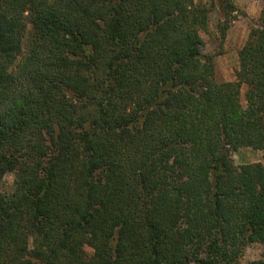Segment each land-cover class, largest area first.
Returning a JSON list of instances; mask_svg holds the SVG:
<instances>
[{"label": "trees", "instance_id": "16d2710c", "mask_svg": "<svg viewBox=\"0 0 264 264\" xmlns=\"http://www.w3.org/2000/svg\"><path fill=\"white\" fill-rule=\"evenodd\" d=\"M209 14L0 0V264H240L264 244V166L232 159H264V6L235 81L203 54Z\"/></svg>", "mask_w": 264, "mask_h": 264}, {"label": "rangeland", "instance_id": "374dc122", "mask_svg": "<svg viewBox=\"0 0 264 264\" xmlns=\"http://www.w3.org/2000/svg\"><path fill=\"white\" fill-rule=\"evenodd\" d=\"M235 11L227 15L222 9L219 0H201L210 10L209 22L206 31H201L203 41V54L214 56L215 80L217 82L235 81V72L238 69V51L249 39L250 29L257 27L264 6V0H230ZM227 25L225 37H221L220 28ZM30 27H27L24 36L23 53L26 47ZM22 57V56H21ZM21 59V58H20ZM19 59V60H20ZM245 86H241V103H244ZM236 166L248 163L260 162L264 166V159L259 150L252 148H240L232 154ZM13 181L12 175H7L1 183L2 190H8ZM90 255L92 251L85 248ZM264 262V244H248L241 257L240 264H252Z\"/></svg>", "mask_w": 264, "mask_h": 264}]
</instances>
